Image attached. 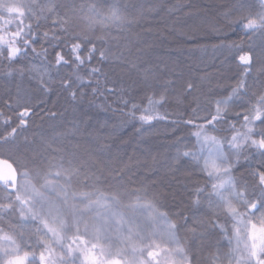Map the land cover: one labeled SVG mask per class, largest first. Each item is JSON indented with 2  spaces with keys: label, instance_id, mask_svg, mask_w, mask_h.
<instances>
[{
  "label": "snow or ice",
  "instance_id": "snow-or-ice-1",
  "mask_svg": "<svg viewBox=\"0 0 264 264\" xmlns=\"http://www.w3.org/2000/svg\"><path fill=\"white\" fill-rule=\"evenodd\" d=\"M220 16L261 43L226 42L210 24L220 40L213 47L235 53L237 71L205 91L144 58L153 45L133 31H151L142 6L0 0V76L37 73L48 92L54 69L73 102L99 101L141 128L163 122L174 148L142 165L113 156L99 137L98 148L86 147L73 122L29 155L19 141L35 106L19 89L8 95L0 107V264H264V0H234ZM197 30L181 35L199 44ZM141 167L153 176L140 178Z\"/></svg>",
  "mask_w": 264,
  "mask_h": 264
},
{
  "label": "trees",
  "instance_id": "trees-1",
  "mask_svg": "<svg viewBox=\"0 0 264 264\" xmlns=\"http://www.w3.org/2000/svg\"><path fill=\"white\" fill-rule=\"evenodd\" d=\"M219 1L120 0V3L127 6L129 11H135L141 6L145 10L147 19L145 27L150 25L151 31H142L139 27L133 29L135 32H142L143 40L153 45L152 48L146 49L144 58L153 64H160L161 61L167 63L173 70L172 79H191L194 84L206 91L217 81L230 83L231 81L225 78L233 76L237 71L232 60L235 53L213 47L219 44L220 40L210 32V24L215 23L223 30L226 34V42L239 43L243 39L245 48L252 43L257 49L261 43L258 35L248 41L247 37H242V34L229 29L224 24L220 13L226 10V6L232 4L234 0H225L222 4ZM102 2L110 3L111 0H102ZM150 5L162 7L149 12ZM179 5L184 7L177 9ZM173 27L177 30H170ZM193 28L198 29L196 35L199 44L181 35V31L187 33ZM49 59L51 60L52 57L49 56ZM32 63L39 65L40 61L33 60ZM105 70L117 75L122 74L121 68L117 65H109ZM64 71L67 69L62 70L61 75ZM48 75L54 81L48 92H44L40 87L39 80L36 78L37 73L26 71L22 77L15 76L9 79L0 76V107H3V100L8 95L15 96L18 89L20 95L35 106L30 125L20 137L22 151L27 149L28 154L32 155V150L39 148L42 139H61L59 134L71 128L73 122H76L81 130L76 134V138L80 139L86 147L98 148L99 145L94 138L99 137L101 143L111 145L113 156L119 155L125 160L132 157L140 161L142 165L145 162L150 165L153 157L163 160L166 155L174 152L171 141L166 138L167 129L163 122L155 127L145 125L143 128L139 123H121L117 114L110 109L105 110L107 105L99 107V101L94 104H89L87 100L80 103L73 102L66 92L60 90L57 72L53 69ZM112 107L116 105L112 104ZM52 112L56 115L51 116L49 113ZM85 128L87 132L84 131ZM88 133L92 135L89 136ZM24 136H27L32 143L26 144L23 140ZM0 151L3 150L0 149ZM138 176L151 177L153 172L150 168L141 167ZM168 203L171 204V198Z\"/></svg>",
  "mask_w": 264,
  "mask_h": 264
},
{
  "label": "rangeland",
  "instance_id": "rangeland-1",
  "mask_svg": "<svg viewBox=\"0 0 264 264\" xmlns=\"http://www.w3.org/2000/svg\"><path fill=\"white\" fill-rule=\"evenodd\" d=\"M224 2H225V0H220V1H219V3H221V4L224 3ZM158 19H159V18H157V20H158Z\"/></svg>",
  "mask_w": 264,
  "mask_h": 264
}]
</instances>
